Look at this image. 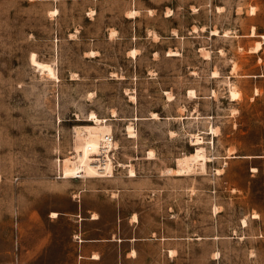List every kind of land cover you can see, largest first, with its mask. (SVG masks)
Here are the masks:
<instances>
[{
	"label": "rangeland",
	"instance_id": "1",
	"mask_svg": "<svg viewBox=\"0 0 264 264\" xmlns=\"http://www.w3.org/2000/svg\"><path fill=\"white\" fill-rule=\"evenodd\" d=\"M253 1L264 5L0 0V264H78L72 221L58 216L79 187L102 189L104 201L92 197L91 203L104 204V231L121 215L126 236L130 217L138 218L142 235L157 228L171 236L167 261L155 246L160 241L143 246L151 258L156 253L157 264H264V90L253 91L254 78L240 76L255 57L237 41H214L208 32L181 39L195 22L247 26L251 18L242 12ZM169 7L175 9L170 19ZM92 8L101 17L96 25H118L119 37L99 33L91 39L94 26L85 16ZM172 26L180 37L169 38ZM81 28L78 37L69 33ZM32 53L52 64L58 78L34 66ZM231 64L237 77L230 80ZM214 71L221 78H213ZM231 85L240 99H230ZM91 112L108 120L118 146L110 157L113 176L58 178L57 161L75 155L73 133L93 123ZM196 134L211 158L206 170L163 175L196 151ZM130 168L136 173L131 178ZM118 199L121 209L115 210Z\"/></svg>",
	"mask_w": 264,
	"mask_h": 264
},
{
	"label": "crops",
	"instance_id": "2",
	"mask_svg": "<svg viewBox=\"0 0 264 264\" xmlns=\"http://www.w3.org/2000/svg\"><path fill=\"white\" fill-rule=\"evenodd\" d=\"M254 7V11H252ZM170 8V7H169ZM220 8V10H219ZM223 6H216V14H221ZM93 15L86 14L85 18L93 23V28L88 30V35L95 40V37L101 33L107 36L108 39L114 40L115 37L120 36V27L114 24H106L104 26L96 25V22L101 18L98 16L99 10L97 8H92ZM171 14H167L166 18L170 19L174 17L175 9L170 8ZM199 10H197L198 12ZM245 17L251 18V22L247 26H234L227 27L226 29L214 24L205 25L201 22H195L187 27V33L181 36V39L185 42L187 37L193 36L200 38L206 32L209 33L208 38L216 40V38H228L232 41H237L240 49L249 55H254L255 62L248 68L244 67V72L240 73L241 77L254 78L252 84V90H264V5L259 3L251 2L245 7L242 12ZM124 17H127L124 14ZM129 17V16H128ZM132 16L129 18H135ZM194 27H197L196 30ZM111 30L117 33L111 36ZM218 30V34H213L212 31ZM178 31V34L175 32ZM228 32L227 36L224 34ZM82 32V28L73 29L69 31L71 34H78ZM188 35V36H186ZM180 37V32L178 27L172 26L169 30V38L175 39ZM74 40L75 38H70ZM257 42H261V47L259 50L254 51L253 48ZM220 53V51H218ZM221 55V54H220ZM179 56V55H169ZM213 55L210 57H205V60L212 59ZM184 59V54L182 55ZM228 77L230 80L237 77L233 70V64L230 65ZM213 77V76H212ZM213 78H221L213 77ZM233 82H236L233 79ZM256 94V93H255ZM258 95V93L256 94ZM130 177V176H128ZM131 178V177H130ZM132 180V179H131ZM70 203L68 208L64 211L59 212V216L66 215L72 221L73 231L72 239L75 245L76 259L78 264H157V255L151 258L149 254L145 252V246L148 241H160L156 243V247L164 256L169 260V253L173 250L174 242L173 238L166 233H158L157 228L150 229L146 234H141L140 222L138 218L136 220H131L128 218V225L130 224V235L126 236V228L123 226L125 224V217L121 215H115L111 226L112 229L103 230L102 226V213L104 211V204L102 203H91L92 197L100 198L103 195L102 189L96 192H91L87 188L79 187L71 191ZM103 198V196H102ZM148 203L154 201L153 197L146 198ZM104 201V198H103ZM121 209V201L117 200V209ZM95 213V216L93 215ZM137 215L140 212L136 213ZM133 215V213H132ZM154 234L159 235V237H154ZM97 254L98 256H96ZM172 261V259H171ZM160 263V262H159ZM160 264H164L163 260Z\"/></svg>",
	"mask_w": 264,
	"mask_h": 264
},
{
	"label": "bare ground",
	"instance_id": "3",
	"mask_svg": "<svg viewBox=\"0 0 264 264\" xmlns=\"http://www.w3.org/2000/svg\"><path fill=\"white\" fill-rule=\"evenodd\" d=\"M252 10H254V7H252ZM212 32L213 34H218V30H214ZM224 34L227 36L228 32L226 31ZM260 47L261 42H257L253 50L257 51L260 49ZM130 54L131 56L136 57V49L131 50ZM30 60L34 66L38 67L42 71V73H46L51 78H58L53 65L47 62L39 61L37 59L36 53L31 54ZM213 76L218 77V71H214ZM193 93V90L189 91V94ZM229 97L231 100H237L240 99L242 95L239 90H237L235 87H232L231 85L229 89ZM151 117L159 118V115L157 112H152ZM89 120L93 123L83 127H78L73 133L75 155L73 157L69 156L65 159V161H63V173L65 175V178H71L78 171L82 172L85 177H100V174L102 173L107 174L108 177L113 176L114 165L111 159L112 157L110 155L107 159H105L106 162L104 165L98 163L97 161L99 159V157L97 156L100 155L101 151L102 138L106 132L109 133L112 130L111 126L108 124V120L106 118H100L95 112L90 113ZM82 129L84 130L82 131ZM211 129L213 130V128ZM127 130L130 134V137L135 136V134L133 133L134 129L132 126L129 125ZM201 139L202 137H200L198 134L193 135L191 139L192 144L198 145L196 151L178 158V168H168L167 170L163 171V175L171 174L173 172L175 174H182L183 172H189L194 168L200 170L201 172H204L206 170V162L209 161L211 158L206 154L205 148L203 146H199L200 144H202ZM115 146L116 148H118L117 145ZM149 155L150 158H154V154L152 152H149ZM118 165L120 167L126 166V164L123 163H120ZM101 168L102 170H99ZM129 176H136L135 170L133 168L129 169ZM52 216L56 217L58 216V213L53 212ZM243 221L244 223L246 222L245 220ZM95 255L98 256L97 254Z\"/></svg>",
	"mask_w": 264,
	"mask_h": 264
},
{
	"label": "built area",
	"instance_id": "4",
	"mask_svg": "<svg viewBox=\"0 0 264 264\" xmlns=\"http://www.w3.org/2000/svg\"><path fill=\"white\" fill-rule=\"evenodd\" d=\"M113 143H114V137H113L112 133L111 132H109V133L106 132L104 134L103 138H102L100 155L97 156V157H99V159L97 160L98 163L104 165L105 162H106L105 159H107L109 155L112 156V154H113V152L115 150V147H114ZM57 167H58L57 177L64 179L65 175H64L63 169H62L63 162L61 163L60 159H58V161H57ZM99 170H102V168L99 169ZM100 175L101 176H106L107 174L102 173ZM82 177H84V175L80 171H78L75 175L72 176V178H76V179L77 178H82Z\"/></svg>",
	"mask_w": 264,
	"mask_h": 264
}]
</instances>
